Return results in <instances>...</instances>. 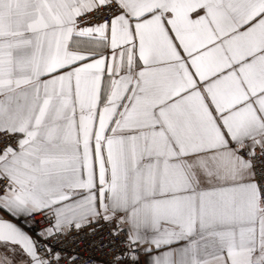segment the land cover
<instances>
[{
	"label": "snow or ice",
	"instance_id": "6c2138e0",
	"mask_svg": "<svg viewBox=\"0 0 264 264\" xmlns=\"http://www.w3.org/2000/svg\"><path fill=\"white\" fill-rule=\"evenodd\" d=\"M0 264H264V0H0Z\"/></svg>",
	"mask_w": 264,
	"mask_h": 264
}]
</instances>
